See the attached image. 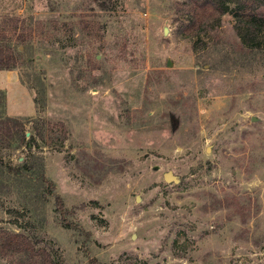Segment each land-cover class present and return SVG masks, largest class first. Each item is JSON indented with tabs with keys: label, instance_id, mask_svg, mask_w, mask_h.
Instances as JSON below:
<instances>
[{
	"label": "rangeland",
	"instance_id": "rangeland-1",
	"mask_svg": "<svg viewBox=\"0 0 264 264\" xmlns=\"http://www.w3.org/2000/svg\"><path fill=\"white\" fill-rule=\"evenodd\" d=\"M99 1L0 0V264L16 232L54 264H264V29L249 49L232 4L191 37L185 0Z\"/></svg>",
	"mask_w": 264,
	"mask_h": 264
},
{
	"label": "trees",
	"instance_id": "trees-1",
	"mask_svg": "<svg viewBox=\"0 0 264 264\" xmlns=\"http://www.w3.org/2000/svg\"><path fill=\"white\" fill-rule=\"evenodd\" d=\"M101 7L107 8L106 0H100ZM234 5V30L239 37L241 46L253 49L260 47L261 32L264 29V0H185L181 7V14L186 18L183 20V32L186 36H199L206 32L211 20L219 23L220 16L225 13L230 5ZM15 39L20 44H24L26 38L23 35H16ZM18 48H14L5 35H0V70L11 69L18 64ZM32 136L29 139L32 140ZM39 168V173H42ZM48 187L51 191L53 183L48 181ZM91 202V201H90ZM94 202V201H92ZM55 211L60 215V222L64 227H72L73 223L66 221L65 215L74 211L66 209L63 200L56 196ZM85 203H81L77 208H84ZM5 239L4 247L7 251L20 252L24 258L20 264H54L53 258L49 252L43 248L36 247L22 233H11L2 235ZM89 264H107L99 263L96 258H91Z\"/></svg>",
	"mask_w": 264,
	"mask_h": 264
},
{
	"label": "water",
	"instance_id": "water-1",
	"mask_svg": "<svg viewBox=\"0 0 264 264\" xmlns=\"http://www.w3.org/2000/svg\"><path fill=\"white\" fill-rule=\"evenodd\" d=\"M252 119L254 120V118L252 117ZM163 179L166 181V182H177L178 179L175 175H173L171 173V171H167L166 173H164L163 175Z\"/></svg>",
	"mask_w": 264,
	"mask_h": 264
}]
</instances>
